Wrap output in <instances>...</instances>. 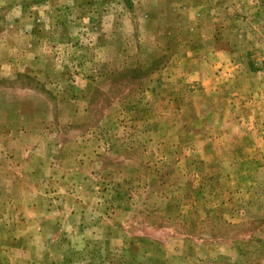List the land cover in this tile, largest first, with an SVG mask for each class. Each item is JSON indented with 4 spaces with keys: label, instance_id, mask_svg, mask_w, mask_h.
<instances>
[{
    "label": "rangeland",
    "instance_id": "obj_1",
    "mask_svg": "<svg viewBox=\"0 0 264 264\" xmlns=\"http://www.w3.org/2000/svg\"><path fill=\"white\" fill-rule=\"evenodd\" d=\"M255 35L264 0H0V165L13 140H57L62 188L111 213L91 264H264V186L216 175L251 174L232 146L264 131ZM223 194L240 217L217 216Z\"/></svg>",
    "mask_w": 264,
    "mask_h": 264
},
{
    "label": "crops",
    "instance_id": "obj_2",
    "mask_svg": "<svg viewBox=\"0 0 264 264\" xmlns=\"http://www.w3.org/2000/svg\"><path fill=\"white\" fill-rule=\"evenodd\" d=\"M245 45L248 70L261 76L263 81L261 87H257L260 95L255 92L249 106L260 108L264 106V36L248 37ZM238 57V53H232L234 62L231 69L218 64L221 73L226 70L237 73ZM248 134L246 147L242 142L233 143L232 147L236 157L242 153L252 155L248 158L249 163L244 165V169L252 171L251 174L238 175L242 168L234 163L232 171L226 173V166L220 163L216 175L218 179H227L228 183L234 184L237 178L241 183L248 181V186H264V131L257 129L255 133ZM49 136L48 133H40V139L37 138L34 145H29L28 141L22 146L20 140H13L8 151L15 154V158L7 165H0V169L10 171V174H1L3 177L0 178V264H91L92 235L94 238L99 234L104 239L112 237L111 228L100 229L111 215L104 199L101 201L98 195L81 191L83 186L80 182L74 185L75 190L62 188L66 185L65 180L54 173L61 165L55 159L58 142H53L54 138ZM258 138L261 143H258ZM225 195L219 208L218 205L215 208L217 216L240 217L241 213L235 211L234 205L226 211L230 197ZM103 214L104 218H100ZM252 214L249 217H264V205ZM85 257L89 258V263Z\"/></svg>",
    "mask_w": 264,
    "mask_h": 264
}]
</instances>
